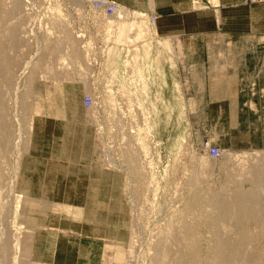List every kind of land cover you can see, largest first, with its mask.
<instances>
[{
	"label": "rangeland",
	"instance_id": "obj_1",
	"mask_svg": "<svg viewBox=\"0 0 264 264\" xmlns=\"http://www.w3.org/2000/svg\"><path fill=\"white\" fill-rule=\"evenodd\" d=\"M16 1L38 11L16 15ZM29 1L0 0L7 29L17 25L15 37L7 33L19 77L7 96L22 176L15 190L31 201L17 205L14 192L6 202V209L15 200L19 208L10 216L20 230L18 262L158 264L161 236L169 245L164 264L179 255L180 264H215V207L192 203L202 192L230 203L223 230L242 247L237 264L246 258L264 264V0H194L207 12L185 22L163 17L173 0H112L129 10L118 19L97 14L84 0ZM221 7L222 13L212 11ZM184 23L202 30L195 40L251 42V49L233 50L248 52L237 66L244 79L186 81L187 95H175L178 84L169 80L175 60L164 44L180 40L172 31ZM71 34L87 61L75 58ZM135 55L141 69L131 78L122 66ZM229 89L239 91L229 95ZM25 100L29 110L21 106ZM212 145L223 150L218 158L208 154ZM15 174L7 163L4 175ZM251 192V211L239 217L237 197Z\"/></svg>",
	"mask_w": 264,
	"mask_h": 264
},
{
	"label": "bare ground",
	"instance_id": "obj_2",
	"mask_svg": "<svg viewBox=\"0 0 264 264\" xmlns=\"http://www.w3.org/2000/svg\"><path fill=\"white\" fill-rule=\"evenodd\" d=\"M254 1H257V0H253V2ZM84 2L87 3L89 6H91V8H93V10L95 12H97V14L103 13L104 15L109 16V18L114 17V18L118 19V18H121L123 16H127L129 14V10H125L126 9L125 7H122L119 3H116L115 1H112V0H84ZM250 2H252V1H250ZM27 5H29L30 7ZM31 5H32L31 3H27L26 7H24V5H22L21 2L16 1L13 3L11 10L16 15H19L21 12H23V9L25 12L28 10H31V8L38 11L34 5L32 7H31ZM104 7H106V8H104ZM0 11H1V6H0ZM156 17H157V15L155 16V14H153V18L155 19ZM151 25H153V23H151ZM16 30H17V25H15L12 29H7V9L4 11L3 15H1V13H0V205L2 206L0 208V229L2 230V232H0V256L2 258V264H26V260L24 257H22V259H20L18 262L17 255H16V249L19 248L20 242H21L20 236H19L20 230L18 229L19 230V232H18V230L15 229L14 226L11 224L10 216H11V213L14 214L15 210L19 209V208H17V206L15 204L16 200H17L16 203H18L17 205H19V206H20V204H19L20 202L23 203V206L25 205V207L27 206V204L29 206H31V203H30L31 201L29 202L28 197L26 195H21L20 193L16 194V190H15V188H17V186L21 183L22 176L21 175L19 176V172H18V165L19 164H17V162H16V160H18V159L14 160V158H13L14 152L17 148V144L14 143L15 146L13 145V138H12L13 129H12L11 125L14 124L13 120H16V119L15 118L13 119V116H11L12 109L9 107V105L7 103V96L12 92V90L14 88H15V90L18 89V85H17L18 79L17 78H19V77H17V74L15 72H13L14 59L12 56L9 55V53H7V33L11 37H15ZM69 39L71 40V44H70V47L72 49L71 51L75 55V58L79 57L78 59L82 58L81 61H83V62L87 61L86 55L85 56H83V54L81 55V52L79 54L78 42L75 41V38L72 34L69 35ZM20 40H21V37H20ZM39 45L40 44H38V46ZM15 46L18 47V44H11V49H12V47H15ZM61 47H62L61 45L57 46V48H61ZM45 48H46V51H49L50 54L53 53L55 50L53 48L52 44H46ZM18 51H19V49L17 48V52ZM138 51L139 50H137L136 53H138ZM36 54H38V53H36ZM44 57H46V55ZM137 57L138 56L135 55V56L131 57L128 61L123 62V66H122L123 70L126 71V67L127 68L129 67L130 73L128 76H130L131 78L134 77L136 70L141 69L138 65V61L135 62ZM152 59H153V57H152ZM159 62H158V64H159ZM28 64H29V61H28ZM120 64H121V62L117 63V66L115 64V66H116L115 70H114V68H112V71L114 70V72H118L117 70H119ZM156 66H157V64H156ZM151 68H152V66H151ZM157 68H158V66H157ZM158 71H159V69H158ZM153 79H155V78H153ZM155 81L156 80H154V82ZM16 85H17V87H16ZM127 87H128V85H127ZM130 91H131V89H130ZM16 103H17V101H16ZM29 105L30 104H28V102L26 100H25V102H22V104H21V106L24 110H29V107H31ZM17 114L18 113H16L14 115V117H17L18 116ZM117 114H118V111H117ZM24 120L26 121L27 118L25 117ZM20 123L18 122L19 125H20ZM20 131H21V129H20ZM21 132L20 133L18 132L15 135L16 138L21 137V135L23 134V132L22 133ZM17 142H18V139H17ZM72 143H71V145H73ZM82 143H84V142H82ZM208 143H210V141ZM19 144H18V146H19ZM213 147H218V146H213V145L210 146L208 149V154L210 155V157L218 158L217 156H220L221 152H223V150H221V148L218 147L220 152L217 156H214L211 152V148H213ZM71 157H73V156H71ZM62 158H64V157H62ZM230 160L233 161V159H230ZM66 161H67V159H66ZM7 163L11 164V166L14 167V172L16 173L15 175H12L10 177H7V175L6 176L4 175V168L7 166ZM20 169H21V166H20ZM25 182H26V180H25ZM20 187H21V184H20ZM29 187L30 186H28V188ZM9 193L11 195L14 193L13 195H15L14 197L16 198V200L14 203L12 202L14 205L9 206L6 209V202L8 200ZM24 196L26 197V199L24 198ZM237 198H238V202H239V208H237L239 217H242V216L248 217L249 211H251L250 204H252V201L254 199L253 192L248 193V194L241 193L238 195ZM21 199L24 201H21ZM204 201L208 202L209 204H211L215 207V211L212 214V218L214 219V223L216 224L215 234L217 235L218 242H219V246L217 249V255L214 252L215 257H216L215 264H237L236 257L238 255L242 254V247H240V246L236 247L234 244H231L230 241H227L226 234L223 230V227L229 223L227 221V219L232 217L230 203L228 201H226L225 199H223L222 197L216 196L215 193H212L209 196L205 193H202V192L199 193L198 192L192 198V203L196 206L199 205L200 202H204ZM66 207L69 208V205L66 204ZM12 222H14V221H12ZM224 222H225V225L223 224ZM238 225H239V223H238ZM239 233L241 235L247 236L245 230L241 226L239 229ZM161 242H162V238L160 236V238L158 239V243H157V246L159 247L157 250V255L159 256V259H160L158 264H164V261L169 256V252H167L169 245L168 246L165 244L162 245ZM143 243H144V241H143ZM185 250H186V248H185ZM182 259H183V256L179 255L175 258L174 263H172V264H180L182 262ZM250 263L251 262L249 261V259L246 258L244 261V264H250Z\"/></svg>",
	"mask_w": 264,
	"mask_h": 264
},
{
	"label": "crops",
	"instance_id": "obj_3",
	"mask_svg": "<svg viewBox=\"0 0 264 264\" xmlns=\"http://www.w3.org/2000/svg\"><path fill=\"white\" fill-rule=\"evenodd\" d=\"M237 5L235 1L231 7H236ZM212 11L222 13L223 8L221 7L218 10L214 8ZM230 11L235 12L237 9L231 8ZM205 12L207 11L202 6L194 4V0H173L169 9L162 10L164 18L177 17L184 22L189 18L204 16ZM165 28L167 29V26ZM201 31L198 25L190 27L188 23L181 24V27L172 31L176 34H181L178 35L180 40H170L164 44V50L171 56L170 59L175 60L172 64L170 62L172 60H168V62L174 66V68L170 69V74L173 77L169 78V80H174L178 83L179 90H175V95L177 96L187 95V88H182L184 85L181 86L186 81H236L244 79L243 76H239L241 75L239 73L240 68H237V66L242 64V60L246 58L248 52H234L233 50L251 49V42L199 41L193 39ZM238 60L241 62L237 63ZM195 86L200 85L195 84ZM171 87L168 93L170 97L173 95ZM238 91V89H229V95L233 92L236 94ZM190 95H197V93H190Z\"/></svg>",
	"mask_w": 264,
	"mask_h": 264
},
{
	"label": "built area",
	"instance_id": "obj_4",
	"mask_svg": "<svg viewBox=\"0 0 264 264\" xmlns=\"http://www.w3.org/2000/svg\"><path fill=\"white\" fill-rule=\"evenodd\" d=\"M246 2H250V1H253V0H245ZM211 152L214 156H217L220 152L219 148L218 147H213L211 148Z\"/></svg>",
	"mask_w": 264,
	"mask_h": 264
}]
</instances>
